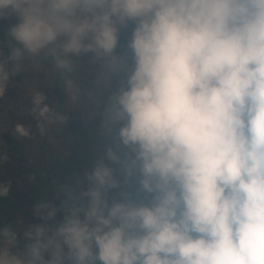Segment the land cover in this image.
I'll return each mask as SVG.
<instances>
[{
    "label": "clouds",
    "instance_id": "clouds-1",
    "mask_svg": "<svg viewBox=\"0 0 264 264\" xmlns=\"http://www.w3.org/2000/svg\"><path fill=\"white\" fill-rule=\"evenodd\" d=\"M11 18L0 97L29 58L125 78L103 112L117 148L0 227V264H264V0H0Z\"/></svg>",
    "mask_w": 264,
    "mask_h": 264
},
{
    "label": "trees",
    "instance_id": "trees-1",
    "mask_svg": "<svg viewBox=\"0 0 264 264\" xmlns=\"http://www.w3.org/2000/svg\"><path fill=\"white\" fill-rule=\"evenodd\" d=\"M15 22V18L0 22V49L3 50L5 56L9 53L7 28ZM131 31V26L122 30L117 54L123 56L128 53L127 43L131 37ZM39 59L47 68L55 70V73L47 75L41 80L39 104L34 107L40 118L50 126L52 131L43 149V153L48 156L47 164L32 166L25 175L27 180H32L35 183L31 188L30 201L33 205L44 199H53L58 188L66 183H72L76 176H83L91 171L96 162L105 157L109 146L117 148L115 134H109L103 128L104 105L111 88L97 83L103 73L101 64L92 62L91 57L83 58V60L79 58L77 59L79 67L72 74L67 70H57L50 60L42 57ZM87 60H90V66H94L93 74H86L90 66L83 63ZM94 74H96L95 77ZM116 77L117 75L112 77L111 85L113 86ZM22 79L23 77L18 72L11 74L12 82ZM73 80L84 95L87 110L89 111L92 107L98 109V115L92 121L88 120V111L81 113L74 108V105L70 104V94L75 91ZM90 93L94 95L90 96ZM9 116H12V113L7 110L4 98L0 97V123L7 121ZM16 118V116L11 117L7 133L2 136L5 140L3 146L5 152L14 144L13 134L19 129ZM2 138L0 137V141ZM117 150L121 153L127 151L122 147ZM18 153L20 154L19 150ZM113 167L117 169V175L122 176L119 165H113ZM0 188L10 189L6 195L0 197V227L15 229V221L21 211L20 198H11V182L8 173L1 167ZM129 190L135 191V187ZM55 202L59 204V200Z\"/></svg>",
    "mask_w": 264,
    "mask_h": 264
},
{
    "label": "rangeland",
    "instance_id": "rangeland-1",
    "mask_svg": "<svg viewBox=\"0 0 264 264\" xmlns=\"http://www.w3.org/2000/svg\"><path fill=\"white\" fill-rule=\"evenodd\" d=\"M90 56L81 57L87 58ZM78 61V60H77ZM90 60L84 62V65L90 66ZM92 61V60H91ZM82 64L81 62H79ZM93 67L90 66L86 74H93ZM23 77L19 81H9L7 92L3 96L7 110L11 111L13 118L16 116L17 125L19 129L13 134L14 144L4 151L3 146L5 140L2 136L7 133L9 125L11 124V117L9 116L7 121L0 123V167L8 173V178L11 182V198H20L21 211L18 214V218L15 221V229L21 225L18 223L21 220H25L26 223H38L32 216L31 203V188L35 185L34 181L27 180L25 177L27 171L32 166L46 165L48 162V156L43 153L46 142L49 140L51 128L43 121L34 107L39 104L38 98L40 97L39 85L41 80L47 75H53L55 70L47 68L39 59L29 58L23 63V68L18 72ZM96 74L93 76L95 77ZM125 78V74L121 73L117 75L115 79V85H110V88L114 90L119 87L122 80ZM88 89V88H87ZM89 90V89H88ZM75 91L70 94V104L74 105V108L81 113L88 111L85 104L84 95L81 93L79 101ZM98 115V109L92 107L88 111V120L92 121ZM58 149L60 147H57ZM20 151V154L18 153ZM123 180V177L120 176ZM120 190H114L110 193L111 197L119 195Z\"/></svg>",
    "mask_w": 264,
    "mask_h": 264
}]
</instances>
